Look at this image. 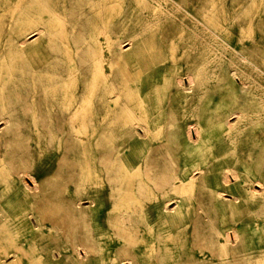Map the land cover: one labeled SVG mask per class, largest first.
Wrapping results in <instances>:
<instances>
[{"label":"bare ground","instance_id":"6f19581e","mask_svg":"<svg viewBox=\"0 0 264 264\" xmlns=\"http://www.w3.org/2000/svg\"><path fill=\"white\" fill-rule=\"evenodd\" d=\"M127 2L0 0V264H264V0Z\"/></svg>","mask_w":264,"mask_h":264},{"label":"rangeland","instance_id":"374dc122","mask_svg":"<svg viewBox=\"0 0 264 264\" xmlns=\"http://www.w3.org/2000/svg\"><path fill=\"white\" fill-rule=\"evenodd\" d=\"M116 1V5L114 6L115 9L119 8L120 6L118 5L117 1L118 0H114ZM127 6L130 7H143L145 5H143V3H137L136 1L138 0H127ZM223 1V0H222ZM221 4V0H218V2L215 3L216 7H219ZM264 19V15L261 16ZM259 44L261 46L264 47V42L262 41V39L260 40ZM125 48H128L129 45H125ZM139 49L136 46H133L131 48V54L134 55V63H136L138 61V53H139ZM262 83L264 81H261ZM234 86H237V83L234 82ZM237 90V87H236ZM216 97V96H215ZM240 101H243L242 98L239 99ZM78 126L79 123H68L67 124V128L71 131L72 134L77 133L78 131ZM1 127V125H0ZM28 136L30 137V142H31V150H30V154L32 155V158L34 159V163H33V172L35 173V175L38 178H42L46 175H51L54 172L57 171V166L56 163L54 162V159L56 157V150H52V148H48L47 146L45 147L44 144H37L39 141H44V139L42 138V134L40 131L37 130V128H33L30 131H28ZM72 146L71 149L69 151V156L70 158L73 160L74 166L69 168H65L61 170V173L67 175L69 172H74L75 174L78 173V167L76 165V162L78 160V148H77V142L76 141H71ZM0 170H2V172H6V170L3 168ZM73 170V171H72ZM28 201L25 199H21L20 197H11L10 199H8L7 201H5V206L7 207V213L5 214L9 220L17 223L18 225L24 224L25 221L31 220V222L35 223L36 219L34 214L31 211H25L27 206H28ZM174 204H172L173 206ZM210 215L212 217H218L219 214L215 211V210H211L209 211ZM216 223H220V221L217 219ZM50 227V222L46 221V228L49 229ZM252 231L254 232V238L255 240H260V237L263 236L264 233V226H260L257 229H253ZM262 239V238H261ZM263 242V239H262ZM21 246H23L22 250L20 251L21 256H22V264H36L34 263L31 258H30V248H29V244L25 243V242H19ZM1 252V251H0ZM11 259H7V261L9 262Z\"/></svg>","mask_w":264,"mask_h":264}]
</instances>
